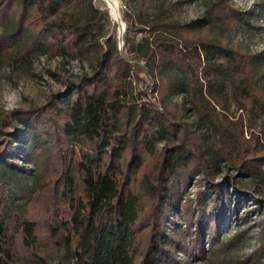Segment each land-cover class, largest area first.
<instances>
[{"label": "trees", "instance_id": "trees-1", "mask_svg": "<svg viewBox=\"0 0 264 264\" xmlns=\"http://www.w3.org/2000/svg\"><path fill=\"white\" fill-rule=\"evenodd\" d=\"M208 12L194 24L139 18L136 33L154 38L121 50L101 0H1L2 17L14 14L17 22L0 39V58L24 63L68 55L88 61L91 70L44 105L0 118V168L31 173L13 154L21 135L29 154L49 153L50 169L37 175L24 211L12 205L0 180V264H53L40 252L47 241L65 250L57 264H209V254L230 249L220 233L230 211V179L215 180L198 130L220 131L223 156L235 158L240 170H262L263 145L252 132H264V93L254 81L262 58L191 36L239 17L224 2ZM133 49L151 61L149 72L167 73L165 81L186 94L198 116L194 124L149 99V85L135 90L134 76L140 79L144 67L129 57ZM232 106L247 111L246 123L242 114L234 125L222 121ZM16 121L22 129L6 131ZM198 171L206 185L195 210L186 189ZM233 186L243 196L239 183Z\"/></svg>", "mask_w": 264, "mask_h": 264}, {"label": "rangeland", "instance_id": "rangeland-1", "mask_svg": "<svg viewBox=\"0 0 264 264\" xmlns=\"http://www.w3.org/2000/svg\"><path fill=\"white\" fill-rule=\"evenodd\" d=\"M119 5V14L116 16L107 0H101L102 7L108 11L107 20L110 21V30L116 34L119 47L124 49L126 43L132 46L134 41L140 43L144 37L152 40L154 34L150 31L136 33L134 26L141 19L177 20L181 24H194L203 22L209 17V8L219 3H226L233 10L238 11L239 17L234 23L220 22L206 29L202 33L193 32L191 36H207L220 39L231 48L242 49L251 54H260L261 62L254 73V81L264 93V0H116ZM1 2V0H0ZM17 15L8 18L0 13V39L8 35L16 26ZM130 58L140 62L144 70L139 71V78L135 75V90H141L149 85V99L170 112L179 120L194 124L197 121V113L187 100L186 94L172 88L174 82L165 81V76L157 71L149 72L145 65L151 61L144 58L137 50L133 49ZM88 61H80L71 56H51L42 54L34 57L29 62L18 63L13 59L0 58V118H4L7 112L15 109H28L44 105L50 94L64 91L67 81H75L84 71H90ZM153 75L154 77H152ZM173 79L179 75L168 72ZM155 86V89L154 88ZM149 101V100H148ZM219 113L223 114L220 108ZM221 116L222 121L234 125L242 114L245 123L248 121L247 111L238 110L235 106ZM14 127L22 129L21 123L16 121L15 126L9 125L6 131L12 132ZM245 137L250 140L248 146H253L255 138L252 132L258 134L259 141L264 149V132L260 133V127L256 130L245 128ZM202 137V148L207 157L212 161L216 181L230 179L229 192L231 203L229 213L220 233L221 239L229 244V250H219V254L211 257L209 264H264V166L256 175H250L246 170H240L235 158L227 159L221 149L222 138L219 132L213 130H198ZM254 139V140H253ZM25 138H20L15 143L17 149L13 153L17 158L16 163L24 168L31 169V173L10 167L0 168V180L10 194L11 203L20 211L26 208L27 200L37 185V175L48 172L47 151L38 153L35 157L28 153L25 147ZM239 183L243 190V196L233 186ZM206 185L202 171H198L191 178L186 189V197H190L195 210L198 209V193ZM241 200L237 201L236 199ZM207 202L209 200L207 199ZM234 206L237 210H234ZM208 215L212 210H206ZM246 218V219H245ZM179 220V217H178ZM180 221V220H179ZM171 228V227H170ZM170 228L168 231H170ZM43 253L51 263L57 264L65 255L64 248L44 242L40 245ZM206 248L209 246L206 243ZM194 264H207L200 260Z\"/></svg>", "mask_w": 264, "mask_h": 264}, {"label": "bare ground", "instance_id": "bare-ground-1", "mask_svg": "<svg viewBox=\"0 0 264 264\" xmlns=\"http://www.w3.org/2000/svg\"><path fill=\"white\" fill-rule=\"evenodd\" d=\"M110 4V6L112 7V11L113 13L118 16L119 14V5L117 4L116 0H107Z\"/></svg>", "mask_w": 264, "mask_h": 264}]
</instances>
